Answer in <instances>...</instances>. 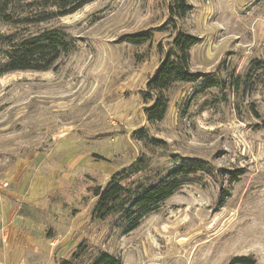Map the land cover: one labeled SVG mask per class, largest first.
Wrapping results in <instances>:
<instances>
[{
  "label": "rangeland",
  "instance_id": "rangeland-1",
  "mask_svg": "<svg viewBox=\"0 0 264 264\" xmlns=\"http://www.w3.org/2000/svg\"><path fill=\"white\" fill-rule=\"evenodd\" d=\"M188 4L180 15L169 0H92L46 23L2 24L25 39L63 30L73 48L46 72L0 77V264H264V0ZM143 32L146 45L122 41ZM179 35L198 39L189 72L214 86L151 91ZM156 100L169 106L151 125ZM140 159L131 190L184 162L210 172H190L132 232L120 216L95 220V188Z\"/></svg>",
  "mask_w": 264,
  "mask_h": 264
},
{
  "label": "trees",
  "instance_id": "trees-1",
  "mask_svg": "<svg viewBox=\"0 0 264 264\" xmlns=\"http://www.w3.org/2000/svg\"><path fill=\"white\" fill-rule=\"evenodd\" d=\"M189 0H169L171 9L177 14H186L190 11ZM92 0H0V77L5 74L23 72H46L56 65L64 54L72 51V41L63 30L46 29L32 38H19L18 35L1 33L2 24H42L49 20L75 14V12L90 4ZM28 16V17H24ZM153 38V33H136L125 36L122 41L129 45H146ZM198 39L179 35L174 41V47L169 51L165 63L151 78L148 88L151 91L166 92L176 83H190L201 81L206 89L214 86L212 78L203 77L189 72V52L197 45ZM167 100H156L152 108L146 110L149 123L162 122L168 110ZM146 147L158 146V141L149 139L147 135L139 138ZM198 162H184L176 165L166 177L154 185L140 184L131 190L123 184L126 178L138 175L144 168V160L125 170L124 173L112 177L109 184L95 188L94 198L97 199L94 218L106 221L112 216H120L132 232L140 226L141 220L172 197L184 184L188 174L197 170L209 171ZM197 164V166H196ZM128 175V176H125ZM238 177L234 176V179ZM232 264H254L250 259L235 258ZM61 264H71L63 261ZM97 264H120L113 256L102 257Z\"/></svg>",
  "mask_w": 264,
  "mask_h": 264
}]
</instances>
